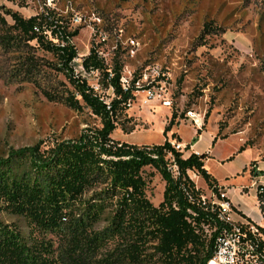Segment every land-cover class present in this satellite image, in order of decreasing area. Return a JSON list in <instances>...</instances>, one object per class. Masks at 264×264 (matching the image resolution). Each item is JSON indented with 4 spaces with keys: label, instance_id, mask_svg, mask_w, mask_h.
Listing matches in <instances>:
<instances>
[{
    "label": "rangeland",
    "instance_id": "rangeland-1",
    "mask_svg": "<svg viewBox=\"0 0 264 264\" xmlns=\"http://www.w3.org/2000/svg\"><path fill=\"white\" fill-rule=\"evenodd\" d=\"M43 4L62 18L68 32H77L70 39L77 51L74 71L106 102L113 93L99 84L100 74L86 73L80 66L90 48L109 66L114 59L123 64L121 82L125 86L135 75L140 77L135 100L111 135L113 140L154 146L165 139L177 143L172 141L175 134L185 146L190 145L197 130L186 113L195 114L202 125L207 115L195 150L211 153L213 158L206 161L205 169L222 185L245 188L242 195L234 192L235 198L258 215V184L253 188L251 183L255 176L264 175V0H0V16L10 25L3 10L28 18L38 14ZM206 22L208 31L203 33ZM3 32L0 30V36ZM20 48L25 53L0 46V159L10 151L35 145L46 151L76 139L87 129L101 127L89 109L76 112L47 101L36 82L41 87L48 82L67 84L64 76L52 69L54 57L34 42L21 43ZM23 58H32L36 66H20ZM148 90L152 98H148ZM173 111L180 119L164 135ZM219 128L227 138L212 145ZM245 142L249 148L238 153ZM185 146L181 152L187 157L191 148L185 150ZM231 157L235 158L229 162ZM188 175L207 200H212L203 180L195 172ZM142 176L146 197L158 206L165 181L150 167L143 169ZM229 176L233 177L227 180ZM0 222L27 242L50 245L55 264H95L67 259L68 245L62 235L32 229L22 217L0 211ZM105 225L103 221L97 229Z\"/></svg>",
    "mask_w": 264,
    "mask_h": 264
},
{
    "label": "trees",
    "instance_id": "trees-1",
    "mask_svg": "<svg viewBox=\"0 0 264 264\" xmlns=\"http://www.w3.org/2000/svg\"><path fill=\"white\" fill-rule=\"evenodd\" d=\"M3 14L11 24L0 16V30L4 31L0 46L16 47V51L25 53L20 44L34 42L54 57L52 69L64 76L67 84L48 82L41 87L36 82L47 101L61 103L76 112L89 109L101 127L87 129L76 139L57 143L46 151L35 145L10 151L0 159V211L22 217L32 229L62 235L68 245L66 258L72 261L207 264L214 255L215 240L226 225L216 218L208 203L202 204V190L195 186L188 172H195L211 192L218 194L221 188L205 169L208 154L184 157L168 139L154 146L113 140L111 135L135 100L140 77L135 75L124 89L123 64L114 59L109 66L95 48H90L80 66L86 73L100 74L99 84L113 93L106 102L81 73L74 71L77 51L70 39L77 32H68L54 10L43 7L41 13L28 18L6 9ZM208 25L204 24L203 33L208 31ZM47 31L51 40L44 34ZM28 65L31 69L36 63L32 58H23L20 66L28 69ZM207 118L206 115L197 138L185 150L198 141ZM179 119L173 111L164 135ZM226 138L219 128L212 145ZM173 140L181 143L175 134ZM247 148L249 144L245 142L238 153ZM173 166L177 167L176 174ZM145 167L155 169L165 181L158 206L146 197L147 185L142 176ZM256 197L264 215V190ZM103 221L106 225L97 229ZM256 227L264 235V228ZM101 250H106L105 255L97 260ZM0 264L55 262L50 245L37 240L27 242L15 229L0 222Z\"/></svg>",
    "mask_w": 264,
    "mask_h": 264
},
{
    "label": "built area",
    "instance_id": "built-area-1",
    "mask_svg": "<svg viewBox=\"0 0 264 264\" xmlns=\"http://www.w3.org/2000/svg\"><path fill=\"white\" fill-rule=\"evenodd\" d=\"M43 7L48 8L46 4ZM42 10L39 12L41 13ZM50 9V8H48ZM46 38L51 40L50 33L44 32ZM128 86V85H127ZM123 83L124 89H126ZM148 98H152L153 94L150 90L147 92ZM164 105L170 107L169 102ZM188 119L196 128H201L202 124L198 117L192 112L186 113ZM177 151H182V144L171 143ZM172 171L176 174L177 167L173 166ZM191 172V171H189ZM264 190V182L258 184L255 189L256 194L262 193ZM212 200H207L205 196L200 198L202 204L208 203L210 210L214 212L216 218L226 225L215 240V252L207 264H264V235L259 232L258 228L251 222L240 218L238 221L233 219L234 212L231 204L222 189L218 190V194L211 192ZM264 204V197L262 199Z\"/></svg>",
    "mask_w": 264,
    "mask_h": 264
},
{
    "label": "crops",
    "instance_id": "crops-1",
    "mask_svg": "<svg viewBox=\"0 0 264 264\" xmlns=\"http://www.w3.org/2000/svg\"><path fill=\"white\" fill-rule=\"evenodd\" d=\"M200 129V128H199ZM196 130H198L196 128ZM201 136V135H200ZM199 136V137H200ZM122 142V141H121ZM198 142V141H197ZM197 142L191 146V151L189 152V155L192 154V153H195L197 155L199 154H202L203 152H199L197 150H195V146L197 144ZM182 144V146H185L184 143H180ZM248 149V148H247ZM206 154H208V157L206 160H205V163L206 161L210 160L213 158V156H211V153L210 152H205ZM188 155V156H189ZM187 156V157H188ZM232 159H228V161L232 162V160H234L235 157H231ZM227 161V162H228ZM248 166L246 165L245 168H244V171L246 170ZM258 171H261L259 168L257 169ZM208 172V171H207ZM256 173V171H254ZM263 174H264V171H262ZM209 173V172H208ZM210 174V173H209ZM251 174V172H250ZM211 175V174H210ZM236 175L238 176L239 173H236ZM233 176H229L227 177V180H229V178H232ZM256 178L253 180V182L251 183V187H255L257 184H261L264 182V180H260V179H263L264 175L263 176H255ZM235 178V177H234ZM260 178V179H259ZM215 179V178H214ZM216 180V179H215ZM217 181V180H216ZM217 184L218 186L222 189V191L226 194V197L227 199L229 200L230 204H231V207H232V210L234 212V215H233V219L235 221H238L240 218L244 219V220H247V221H252L253 223H255L256 226H259V227H262L264 228V215L263 213L261 212V209H260V205H259V202H258V215L254 216L253 214H251V212L247 211L244 207H242L239 203H238V200L235 198V194L234 192L236 193V195L238 193H240L241 195L243 194V192L245 191V188L242 189V187L240 186L239 188H236V187H233L232 184H228V185H222L219 181H217ZM256 194V192H255Z\"/></svg>",
    "mask_w": 264,
    "mask_h": 264
}]
</instances>
